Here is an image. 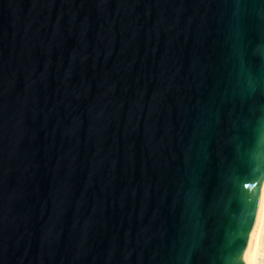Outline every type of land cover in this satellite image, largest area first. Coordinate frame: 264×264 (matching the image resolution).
<instances>
[{
	"label": "water",
	"instance_id": "water-1",
	"mask_svg": "<svg viewBox=\"0 0 264 264\" xmlns=\"http://www.w3.org/2000/svg\"><path fill=\"white\" fill-rule=\"evenodd\" d=\"M263 184L264 0H0V264H243Z\"/></svg>",
	"mask_w": 264,
	"mask_h": 264
},
{
	"label": "bare ground",
	"instance_id": "bare-ground-1",
	"mask_svg": "<svg viewBox=\"0 0 264 264\" xmlns=\"http://www.w3.org/2000/svg\"><path fill=\"white\" fill-rule=\"evenodd\" d=\"M243 264H264V184Z\"/></svg>",
	"mask_w": 264,
	"mask_h": 264
},
{
	"label": "snow or ice",
	"instance_id": "snow-or-ice-1",
	"mask_svg": "<svg viewBox=\"0 0 264 264\" xmlns=\"http://www.w3.org/2000/svg\"><path fill=\"white\" fill-rule=\"evenodd\" d=\"M250 183H252L251 181H248V182H242V186L243 187H245V188H247L248 186H249V184ZM258 191L255 193V194H253V195H251L250 197H249V201H250V207H249V209H248V213H249V223H248V226L244 229V231H245V240H244V244L246 245V243H247V238H246V233L247 232H250L251 231V221L252 220H254V218H255V202H256V200L258 199ZM243 249L241 248V251H242Z\"/></svg>",
	"mask_w": 264,
	"mask_h": 264
}]
</instances>
